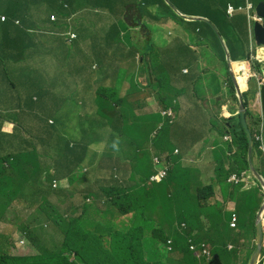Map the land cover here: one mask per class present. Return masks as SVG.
Listing matches in <instances>:
<instances>
[{"label":"trees","instance_id":"obj_1","mask_svg":"<svg viewBox=\"0 0 264 264\" xmlns=\"http://www.w3.org/2000/svg\"><path fill=\"white\" fill-rule=\"evenodd\" d=\"M252 1L258 3L264 0ZM170 2L180 10L183 3L193 4L186 14L210 18L218 32L207 22L185 20L164 0H0V14L8 16L7 21H0V44H12L10 48L0 46V222L8 214H14L16 228L29 237L36 252L11 257L8 252L2 251L1 264H164L153 249H159L168 237L192 257L189 237L196 244L206 241L213 253L220 255L224 252L220 233L215 231L210 236L207 231L204 232L200 219L205 213L218 228L219 204L215 208L203 206L201 212L190 189L196 183L192 169L182 165V155H173L171 137L174 132H179V128L164 120L161 111L150 113L145 109L156 102L162 111L172 108L179 112L183 108L187 114L196 110L201 112L200 103L194 100L192 93L197 91L200 94L202 89L213 93L214 102L221 109L228 99L238 104L219 34L233 62L250 59L245 14H236L232 19L226 14L228 3L240 6L244 5V0ZM131 4L134 5L131 8H136L143 16L149 15L150 20L168 21L172 18L184 31L183 37L180 33L174 37L173 45H179V48L172 60L170 57L167 60L165 51L157 49L151 39L145 40L147 47L140 51H143L148 85L147 91L141 90L142 97L136 99H140L136 101L138 111L133 110L132 102L119 96L116 86H104L105 70L108 68L111 71L110 78L117 70L115 65L127 56H133L136 50H125L126 45H133V35L128 31L132 26L123 21L126 7ZM158 7L171 14L170 18L156 16L154 10ZM80 10L82 14L77 25L81 21L82 27L75 28L78 40L69 47L65 59L56 64L52 59L41 64L27 63V44H33L35 53H38L36 44H55L56 39L48 35L35 42L39 30L44 27L63 30ZM52 14L56 15L55 21L51 20ZM105 15L108 17L104 18ZM123 31L126 33L123 34ZM81 43L106 45L113 50L112 61L100 56L99 68L93 69L95 63L78 67L80 62L72 53H76ZM194 47L205 49L200 53ZM206 49L213 52L219 66H201V59L207 56ZM209 62L213 65L212 58ZM73 66L81 68L79 72L87 68L93 71L90 78L85 75L84 78L89 85L96 82L99 90L95 96L88 92L87 97H82L84 103L78 105L90 103L89 113L78 108L73 114L70 112V116L66 114L69 121L65 128H59L61 120L50 123V118H38L39 125L32 128L33 134L21 122L26 120L23 118L25 114H18L15 120L7 117L4 106H11L17 111L24 104L46 108L48 101L54 105L56 94L44 88L47 85L52 88L60 79L71 81L70 77L62 75L66 68ZM185 69H189V74L184 73ZM218 74L224 79H220ZM98 85L101 87L98 88ZM257 89V83L252 80L249 91L243 94L252 133L261 121V117L250 109V99ZM208 92L199 98L206 101ZM80 96L82 94L76 97ZM76 97L65 95L67 100L61 102L74 108L77 103L73 99ZM33 98H36L35 103ZM182 98L187 104L190 101L192 106L183 107ZM117 108L120 110L117 111ZM132 116L136 121L130 124ZM216 121L220 134L230 132L233 137L228 145L231 154L228 169L223 162L216 169L217 182L223 183L232 173L248 171V136L239 116L218 118ZM156 131L160 133L158 136H155ZM99 142H105L103 150L99 146L94 147ZM151 145L162 154L170 150L168 159L174 165L170 176L162 184L149 187L150 176L147 175L148 166L144 157ZM130 148L135 149L137 154L134 160L127 161L124 151ZM261 155L256 142L253 157ZM54 182L58 183L57 187L53 186ZM235 196H240L241 200L251 199L250 194L239 193V186H234L230 192L231 200ZM87 198H91L92 202L87 203ZM15 201L29 203L30 207H25L21 213L12 206ZM177 218L187 223V230H178L175 226ZM48 225L54 229L46 230ZM150 229H153V235L145 244L153 249L141 242V237ZM56 233L61 237L59 245L55 241ZM50 240L55 241L57 250L47 245ZM8 242L5 239L1 244L5 247ZM185 264L196 262L185 260Z\"/></svg>","mask_w":264,"mask_h":264},{"label":"clouds","instance_id":"obj_2","mask_svg":"<svg viewBox=\"0 0 264 264\" xmlns=\"http://www.w3.org/2000/svg\"><path fill=\"white\" fill-rule=\"evenodd\" d=\"M164 1L168 4L169 7H171L174 10V12L177 15H179L180 17H183L187 21H192V20H188L184 16L194 17V18H205L211 22V23L207 22L208 24L210 25L213 24V22L208 17L186 14L182 10H180L174 3H171L170 0H164ZM260 2H264V1H260ZM260 2L254 3L252 0H244V5L235 6L232 3H228L226 7V14L230 19H232L236 14H239V13L245 14V17L247 19V31L249 33L250 59L247 61H240V62H233L231 60V65H232L235 81H233V78L231 77V75L230 77L232 79V82L235 85L238 104L236 105L234 101L228 99L226 104L221 109L219 105L214 102V105H217L219 107L218 109L219 111L218 110L214 111V108L210 109L206 107L204 105V101L202 100H196V101L197 103H200L202 101V104L204 105V110L206 111L205 113L209 115L211 114L210 116L216 120L218 118L219 119L220 118L232 119L237 116L240 117L239 115V103L240 102H239V96L237 93V86L241 91L242 101H243V94L249 91L250 83L252 82V80H255V82L257 83L258 89H257V93L255 94V96L250 99L251 100L250 109L252 110L253 113L261 117V121H260V125L255 128L254 133H252L249 128V124H248L247 117H246V108H245V118H246V122L251 132L252 139H253V151H254L256 142L259 144V149L262 151V155L260 157H253V151H252V166L254 170L256 171L257 175L260 177L261 181L252 175L249 165H248V171H243L240 174L232 173L226 181H224L223 183H218L217 178H216V175H217L216 169L218 167V164L220 162H223L225 169H228L229 167L228 157L231 156V154L228 151V145H230L233 141L232 134L230 132H227L226 134L222 135L218 132L216 128L213 131V138L211 142L208 145L202 146L198 142H195V140L203 137V133L201 135V134H196L195 132L182 131V127L180 126L181 121L187 117H180V115H177V111L172 108L165 110V111L160 110L162 112L163 118H165L164 120L170 121L172 125H176L179 128V132H174V134L171 137V141L174 144L173 148L171 147V149L173 151L174 157H178L182 155L181 161L180 160L178 161H180L184 167L192 169L194 180H196V183H193L190 189L196 196L195 204L197 205V207H200L201 212H202L203 206L208 207V208H215L216 204H219L220 206L218 209L219 214H220L219 227L216 228L215 227L216 225H213V219L209 218L207 214L203 212L204 214H201V218H200L202 221L201 224H202L203 230L204 232L207 231L210 234V236H213L215 231L219 232L220 233L219 235L221 236V239H222L221 243L224 244L223 246L224 252L218 255L212 252V247L209 246L208 245L209 243H207L206 241L196 244L193 238L189 237L188 238L189 250L192 252V255H193L192 257L186 254L184 252V248H182L181 246L179 247L180 248L179 249L177 245L174 243L173 239L169 238L166 235L165 231L164 233L168 237L166 242L161 243L159 246V249L150 248L148 244H145V242L146 240H149V238L153 235V229L146 230L145 234L141 237V242L147 245L150 249L157 251L156 252L157 255L160 257V259L163 261L164 264H185V260H190V261L193 260L196 263H203V264H249L250 258L256 247V241H257L256 217H257V213L259 209L261 208V206H262V210L259 216V222H260V228H261V234H262V244H261L259 254L254 264H264V133H263V128H262L263 116H262L261 97H260L261 87L264 86V56H263L264 55V45L258 44L254 36L255 25L264 23V19L261 16H259L257 13V5ZM170 4H172L178 10L180 14ZM131 6H134V5L131 4L126 7V12H125V16L123 17V21L133 27V28L132 27L129 28L128 30L139 29L138 32L140 35H144V34L146 35L147 33V36L144 37L143 39V45H140L139 43H134V41H136L137 39V36L134 33H132V31H130L133 35V45H126L125 50L127 52H130L132 48H135L136 50L133 56L131 57L127 56L126 59L134 57L137 59V61H139L141 66L139 67L138 71L135 74L144 75V77H146L145 78L146 82L135 80L134 81L135 84H133L130 81L129 85L125 88V94L123 96L121 95L119 96L121 98L123 97V98L128 99V102H132L133 110L138 111L136 109V104H137L136 101H139L140 99L136 100L138 97L132 96V94L128 92V90L131 89L133 86H135L136 88H139L138 92L141 93L142 88L144 87L146 89L148 85V82H147L148 74L146 73L144 69L146 68L144 67V57L138 55V53L139 52L142 53L143 51H140V49L142 48L145 49L147 47V45H144V42L145 40H150V39L152 40L153 32H150L149 25H148L149 24L148 20L150 19L147 18L146 15L143 16L142 13H140L136 8L134 7L131 8ZM127 11H128V14H127ZM155 11H157V12H154L156 16L164 17V13H165L164 9H162L161 7H158L156 8ZM150 12L152 13L151 10ZM75 15L76 14H74L73 16ZM165 18H170V17H165ZM75 19L76 18L73 17V19L70 21L71 24L66 26L63 30H60L59 28H55V27L54 28L44 27L43 30H39L38 33H48V36H52L55 39H57L58 43L60 42L61 45H67L68 48L72 47V45H74V43L78 40V34L75 31V28H76ZM7 20H8V16H6L5 14H0L1 22L7 21ZM51 20L52 21L56 20L55 14L51 15ZM151 21H154V20H151ZM155 21H159V20L156 18ZM170 21L174 22L173 19L170 18L168 21H159V23L166 25V23ZM15 22L17 24L19 23L18 20H16ZM174 24L176 25V28L173 32L174 33L173 38L179 34V28H180L175 22ZM213 27L216 29L214 24H213ZM216 32H218L217 29H216ZM123 34H125L124 31H123ZM58 43H55V44H58ZM80 45H83V44L81 43ZM0 46H2V44H0ZM157 49H160V48H157ZM203 50L204 49L201 48V51ZM206 53H207V56L206 55L205 56L208 58H212L213 63L215 62L216 67L219 66V62L217 58L213 55V52H211V50L209 49L208 50L206 49ZM202 60L203 59H201V62H200L201 66L206 67L207 65H205V62L202 63ZM30 62L31 61H29L27 58V63L30 64ZM226 62H227V59H226ZM33 64H35L34 61L30 65H33ZM240 65L243 66L242 69H236V66H240ZM96 68H97V65L94 64L93 69H96ZM228 70H229V67H228ZM184 73L189 74V69H185ZM244 73H247L246 89H242L238 81V78L244 75ZM78 78L80 80H83V79L85 80L83 75L78 76ZM85 81L87 82V80ZM62 82L63 80L60 81V83ZM112 83L114 86H116V83L114 82ZM107 84H108L107 81L104 82V86H107ZM125 84L126 83H124V85ZM58 87H59V84L53 86L52 88L49 85H47V88L45 87L44 89L54 91L57 98H59L60 96L65 97V95H59ZM100 87L101 86L98 85V88ZM91 88H97V86H95L94 83H92L91 85L88 84L87 89L90 90ZM87 93L82 94V96L80 97H87L88 96ZM91 93L92 95L95 96V92H91ZM209 95L213 96V93L210 91L208 92V96ZM208 96H207V99H208ZM213 98L215 99V96H213ZM227 98L228 97H225L224 100ZM33 101L35 103L36 98H33ZM55 104H58V102L56 101L54 105H52L47 101L46 106L51 107L52 109H54V106H55V109L61 106V104L59 105H55ZM4 107H5L4 108L5 112L8 111L5 109H9V110L12 109L11 106H4ZM85 107L90 108V103H87ZM42 108H45V107L42 106L40 108H36V105L34 107H28L24 104L22 107L18 108L17 111L15 110H12V111L15 112L14 114H16L17 112L19 114L21 113L25 114L26 116H23V118L29 119L30 122L33 124L32 127L36 128L38 124L37 119H31V117H28V116L29 114H34L36 112H39L40 109ZM233 108L235 109V111ZM118 110L120 109L117 108V111ZM160 111H155V112H160ZM86 113H89V111ZM188 114H192V113H188ZM112 115L113 113L111 114V116ZM9 119L15 120V118H11V117H9ZM52 121L53 120L50 119V123H52ZM135 121H136V118H134L133 116L130 117L129 119L130 124H132ZM240 122L242 123L241 117H240ZM160 127L163 128V125H161ZM201 129L202 127H197L196 132L200 131ZM158 133L159 131H156L155 136H158L160 134ZM102 143L103 142H99V144L95 143L94 147L99 146L100 150H103V147L100 146L102 145ZM248 145H249V140H248ZM151 147L152 145L150 147H147L146 150L148 151V148H150L152 151H154L153 161L155 162L156 166L162 165V168L160 169L157 168V170L154 173H152V175H150V178L147 184V186L149 187L152 185H156V184H162L170 176L172 166L174 165V162H171L168 159V156H170V150L166 151L165 154H162L158 152V150L156 151L154 147L152 148ZM124 152L126 155V151ZM248 153H249V148H248ZM248 164H249V160H248ZM205 169L209 170L210 178L213 179V188L209 186V189L201 190L200 189L201 184L203 183L204 180H206ZM53 186L57 187L58 183L54 182ZM234 186H237V187L239 186V193H243L245 196H248L249 194L250 196H253L256 194V197H254L256 199L258 198V195L261 196V199L259 200L257 199V201H259L258 207L255 209L254 215L252 218H250V215H249V220L248 219L243 220L241 213L243 211L242 206L244 204L246 206L247 202L248 204H250L252 202V198L248 200L246 203H245L246 200H241L240 196H235L234 199L231 200L229 196ZM223 188L226 189L227 193L221 195L222 200H217L215 191L216 189H223ZM86 202L91 203L92 199L87 198ZM233 204L236 207L235 209H233L232 207L229 208L227 206V205H233ZM158 225L159 223L155 226L157 227ZM13 226H15V229H17L14 223H13ZM175 226L178 228L180 232H183L188 229L187 223L178 218L175 221ZM163 230H164V227H163ZM196 233H197V230L194 232L193 235H195ZM18 235L20 236V238L17 241L13 240V238L17 237ZM6 239H8L9 242L7 246L3 247L1 244L3 242V237L0 235V254H3L2 251L5 250L10 243L11 245L16 243V246L18 248H30L31 250H34L31 244L32 242L30 241L29 237H27L26 234L22 233L21 230H19V234L16 231H14V234L7 237ZM48 242H51L52 245H50V243ZM47 245L51 249L57 250L55 249L56 244H54L53 240L47 241ZM19 251H21V249ZM12 252H14V250ZM35 253H36L35 250L33 251V253H29V254H17V253L15 254V252L11 253L8 251V254L11 257L25 256V255L35 254ZM222 258H226L225 263L222 261Z\"/></svg>","mask_w":264,"mask_h":264},{"label":"rangeland","instance_id":"obj_3","mask_svg":"<svg viewBox=\"0 0 264 264\" xmlns=\"http://www.w3.org/2000/svg\"><path fill=\"white\" fill-rule=\"evenodd\" d=\"M155 10H154V12H157ZM159 28H152V29H154L153 37H152V43L154 45H167L169 43L170 44H174L175 41H174V38L172 37V35L170 34V28L168 27V25L166 26V32L162 30L163 27H159ZM128 31H132V33H134L137 36V39H136V41H134V43H139L140 45H143V39H144V37L147 36V33H146V35L145 34L144 35H140L139 32H138L139 29H137V30L131 29V30H128ZM124 33H126V32H124ZM177 46L179 48V45H177ZM174 53H176V52H174V51L171 52L170 60L173 59ZM138 55L142 56L141 52H139ZM87 61H89L90 66H92L93 60L90 58V56L87 57ZM130 61H131V65L130 66L127 65V69H128V66H129V69H130V70L128 69V72L129 73H133L135 71L137 72V69H138L137 59L133 57ZM204 62H205V65H208L207 67H211V68L216 67L215 62L213 63V65H210L209 58L206 57V56H204V58L202 60V63H204ZM115 66L119 67V66H122V65H115ZM72 69H75L74 66L72 67ZM105 71H106V74H107V77H105V81H110V83L107 84V86L110 87V86L113 85L111 78H109V75L111 74V71L108 68ZM101 72L103 74V71H101ZM123 73H124V76L126 77V73L124 71H123ZM116 74H117L118 78H120V75L122 74L121 71L118 70V68L116 70ZM62 76L70 77L73 80H71L69 82L59 83V95H64L65 94L66 96L76 97V96H79V95L87 93V92H97V90H99L97 88H91L90 90L87 89V86H88L89 83L86 82L84 79L80 80L78 78V75H76L74 73V70L69 71V72L65 71V73H63ZM145 78L146 77H144V76H140L139 77V81L146 82ZM208 79H209V77H208ZM220 79H224V77L220 76ZM116 81H118V80L116 79ZM116 81L114 83H116ZM91 83L97 84L96 82H91ZM125 85H127V83ZM200 88L201 87H199V89ZM117 92L120 95V92L119 91H117ZM128 92H130L131 94H137L138 93V88L133 86L131 89L128 90ZM196 92L197 91L192 93L194 100H201L199 98V96L204 97L208 91L206 90V92H205V89H202V93L198 94ZM146 93H148V92H146ZM227 97H228V95H227ZM213 99H214L213 96L209 95L208 99L206 101H204V105L206 107L210 108V109L214 108V111H215V110H218L219 107L217 105H214ZM62 100H67V98H64L63 96H60L59 98L56 99V101L61 104V106L59 108H57V109H52L51 107L42 108V109H40L39 112H36L34 114H29L28 117H31V119H37V121H38V118L39 119L50 118L51 120H55V121H60L61 120L60 123H59V128H65V124L69 121L65 117L66 114H69V116H70L71 115L70 112H72V114H73L75 112V110L78 109V108L79 109H83L84 113L89 111V108H86L85 106H79L78 107L79 104H83L84 101H85V99L82 98V97H76V98L73 99L75 101V103H77V105L74 108H71V106L67 105V104L63 105V103L61 102ZM202 101L200 102L201 104L199 105L201 107V110H202L201 112L196 110L193 114H185L184 113L185 110L182 108V110L177 112V115H180V117H187V118H185V119H183L181 121L180 126L182 127V131H184V132H195L196 134H201V135L203 133V137H201L199 139H196L195 142H198L200 145L205 146V145H208L211 142V140L213 138V131L216 129L215 125L218 122L216 121V119H214L209 114L204 112V105L202 104ZM181 102H182V106L183 107H185L186 105L189 106V107L192 106L190 101L187 104L185 98H182ZM155 109L157 111H160V107L157 106L156 102L152 106L147 107L145 110H147V111H149L151 113ZM14 113L15 112L12 111V109L8 110L7 111V117L17 118L18 117L17 115L19 113H17V114H14ZM194 118L196 119V121L194 120ZM21 122L33 134V130H32L33 124L30 122V120L26 119L25 121H21ZM37 123H38L37 125H39V122H37ZM197 127H202V129L200 131L196 132ZM97 144H99V143H97ZM100 146L104 148V147H106V144L102 143V145H100ZM153 152L154 151H152L150 148H148V153H147L146 157H144V159H145V161L147 163V166H148V171H147V175L148 176H150L152 173H154L157 170V168L158 169L162 168V165H157V166L155 165V162L153 161ZM136 154H137V151L135 149H133V148H130V150L127 149L126 155H125V159L127 161H132V160H134V157L136 156ZM128 155L131 156V158ZM205 174H206L205 175L206 176V180H204L203 183L201 184V187H200L201 190L209 189V186L213 185V179L210 178V173H209L208 169H205ZM78 187L81 188V185H78ZM210 192H212V191H210ZM226 193H227V191H226L225 188L216 189V191H215L216 199L217 200H222L221 199V195L222 194H226ZM250 197L252 198V202L250 204H248V202L246 200L245 201V203L247 202L246 206H245V204L242 206V210L243 211H242L241 215H242V219L243 220H247V219L249 220V215H250V218L253 217L254 211L258 207V204H259V201H257V199L258 200L261 199L260 195H258L257 199L254 198V197H256V194L253 195V196H250ZM214 198H215V196H214ZM12 206H14V208L17 209L19 212L23 213L25 207H30V204L26 203V202L15 201L12 204ZM227 206L229 208L232 207L233 209L236 208L234 204L233 205H227ZM19 212H16V213L19 214ZM34 215H36V214H34ZM14 217H15L14 214H12V215L8 214L6 217H4V220L0 222V235L3 237V241H5V239L7 237H9L12 234H14V231H16L19 234V230L15 229V226H13ZM20 221L21 220H19V223H20ZM45 229L46 230H50V229H54V228H53V226L48 225L47 227H45ZM19 238H20V236L18 235L17 237H14L13 240L17 241ZM60 238H61L60 235H58L56 233L55 234V241L57 242L58 245L60 243ZM48 243H50V245H52L51 242H48ZM20 249H21V251H19ZM13 250H14L15 254L16 253L17 254H29V253H33V251H34V250H31L30 248H18L16 246V243H14L13 245H11V243H10L8 245V247L5 250H3V251L6 252V253L8 251L11 252V253H14V252H12ZM222 261L225 263L226 262V258H222ZM196 264H203V263H196Z\"/></svg>","mask_w":264,"mask_h":264},{"label":"crops","instance_id":"obj_4","mask_svg":"<svg viewBox=\"0 0 264 264\" xmlns=\"http://www.w3.org/2000/svg\"><path fill=\"white\" fill-rule=\"evenodd\" d=\"M156 1V0H153ZM193 8V4L191 3H183L182 4V11L185 13H188V10H191ZM82 10L78 11L76 13V15L74 16L75 19V27L76 29H80L82 27L81 21L79 22V24L77 25V20L78 18L81 16ZM170 15H168L167 13H164V17H170ZM108 16H104V18H106ZM147 18H149V15L147 16ZM148 25H149V29L150 32H154V29L152 28H159V27H163V31L166 32V26L168 25V27L170 28V34L172 35V37L174 36V30L176 28V25L174 24V22L170 21L168 23L165 24H161L159 23V21H151L148 20ZM106 28H108V26H106ZM160 29V28H159ZM179 33L180 35L183 37L184 36V31L183 29L180 27L179 28ZM48 35V33H38V36L35 39V42L43 40L46 36ZM55 43H58V40H55ZM12 44H2V46L6 47V48H10ZM17 46H21V44H15ZM28 48L26 50L27 53V58L30 62V64L34 61L35 64H41L47 60L52 59L54 61V64H56L58 61H63L65 59V57L69 54V48L67 45H61L60 42L58 44H36V46L38 47V53H35L34 49H33V44H27ZM183 46V45H181ZM156 48H161L163 51H165L166 53V59L169 60V54H171L172 51L176 52L178 49L177 45H155ZM113 49H115V47H113ZM195 50L197 51H201V47H194ZM205 49V48H202ZM108 50V51H107ZM169 53V54H168ZM73 55H75V58L78 59V61L80 63L77 64L78 67H82V66H89V61L86 60V58L88 56H90V58L93 60V63H95V65H98L99 62V57L101 56L103 59H105L106 61H112V56H113V50L111 48H108L106 45H79V49L76 51V53H72ZM88 55V56H87ZM83 57H85V59H83ZM132 58H128V59H124V60H120L119 63L117 65H122L119 66V69L121 71V75L120 78L117 77L116 74V70L113 72L112 76L110 77L112 82H115L116 79L118 81H116V88L119 90L120 95L123 96L125 94V88L129 85V82L132 81H139V77L140 76H144V75H140V74H135V72L133 73H129L128 69L129 66L131 65V60ZM70 60L68 61L69 64ZM133 62V61H132ZM138 63V69L140 67V63L139 61H137ZM94 65V64H93ZM127 65L128 69H127ZM93 67V66H92ZM98 67V66H97ZM118 67V66H117ZM75 69L72 68H67L65 69V71L69 72L74 70V73L78 76L80 75H85L88 76L89 78L92 76L91 74L93 73L92 70H90L89 68H87L85 71L83 72H79L78 70L81 68H76ZM92 69V68H91ZM137 69V71H138ZM130 70V69H129ZM123 71L126 73V77L124 76ZM132 72V71H131ZM134 76H136L134 78ZM63 79H60L58 84L60 83V81ZM146 80V79H145ZM107 83H110V81H107ZM124 83H127V85H124ZM59 88V87H58ZM143 91H147L144 87L142 88ZM145 93V92H143ZM142 93H137V94H132V96H136V97H142ZM154 103H151L150 106H152ZM159 107V105H157ZM5 108V107H4ZM5 110H9V109H5ZM157 111L156 109L153 110V112ZM211 115V114H210Z\"/></svg>","mask_w":264,"mask_h":264},{"label":"water","instance_id":"obj_5","mask_svg":"<svg viewBox=\"0 0 264 264\" xmlns=\"http://www.w3.org/2000/svg\"><path fill=\"white\" fill-rule=\"evenodd\" d=\"M172 5V4H170ZM172 7L178 12V10L172 5ZM128 9V8H127ZM179 13V12H178ZM257 13L259 16H261L264 19V2H260L257 5ZM128 14V11H127ZM180 14V13H179ZM186 19L188 20H192V21H206L208 23H211L208 19L205 18H194V17H186L184 16ZM129 18V16H128ZM213 26V24H211ZM214 28V27H213ZM215 29V28H214ZM216 30V29H215ZM254 36L256 39V42L260 45H264V23L263 24H256L254 27ZM221 43L224 47L225 53H226V59H227V63H228V67H229V71H230V75L233 78V81H235V77L233 74V69H232V65H231V58L229 56L228 50L225 46V43L223 41V39L219 36ZM237 93L239 96V115L241 117V121L242 124L247 132L248 135V140H249V153H248V160H249V168L250 171L252 173V175L254 177H256L257 179H260V177L257 175L256 171L254 170L253 166H252V151H253V139H252V135L251 132L248 128L247 122H246V118H245V107L242 101V95H241V91L237 86ZM260 97H261V109H262V116H263V124H262V128H263V133H264V86L261 87L260 90ZM262 210V206L259 209L258 213H257V217H256V229H257V241H256V247L255 250L250 258V263L249 264H254L255 260L259 254L260 248H261V244H262V234H261V228H260V222H259V216Z\"/></svg>","mask_w":264,"mask_h":264},{"label":"bare ground","instance_id":"obj_6","mask_svg":"<svg viewBox=\"0 0 264 264\" xmlns=\"http://www.w3.org/2000/svg\"><path fill=\"white\" fill-rule=\"evenodd\" d=\"M264 56V55H263ZM242 65L236 66V69H242ZM239 84L242 89H246V82H247V73H244V75L240 76L238 78Z\"/></svg>","mask_w":264,"mask_h":264}]
</instances>
